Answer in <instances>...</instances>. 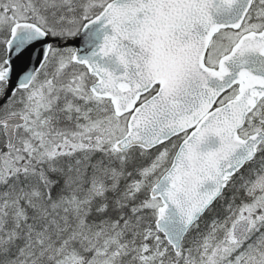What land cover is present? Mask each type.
<instances>
[{
	"label": "snow or ice",
	"instance_id": "snow-or-ice-1",
	"mask_svg": "<svg viewBox=\"0 0 264 264\" xmlns=\"http://www.w3.org/2000/svg\"><path fill=\"white\" fill-rule=\"evenodd\" d=\"M0 264H264V0H0Z\"/></svg>",
	"mask_w": 264,
	"mask_h": 264
}]
</instances>
